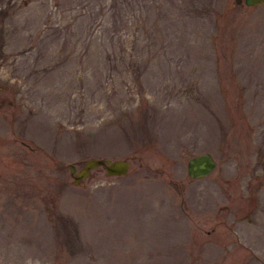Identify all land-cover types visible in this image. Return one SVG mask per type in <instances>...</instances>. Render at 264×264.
Here are the masks:
<instances>
[{
  "label": "rangeland",
  "instance_id": "obj_1",
  "mask_svg": "<svg viewBox=\"0 0 264 264\" xmlns=\"http://www.w3.org/2000/svg\"><path fill=\"white\" fill-rule=\"evenodd\" d=\"M56 263L264 264V3L0 0V264Z\"/></svg>",
  "mask_w": 264,
  "mask_h": 264
},
{
  "label": "water",
  "instance_id": "obj_2",
  "mask_svg": "<svg viewBox=\"0 0 264 264\" xmlns=\"http://www.w3.org/2000/svg\"><path fill=\"white\" fill-rule=\"evenodd\" d=\"M236 3L257 5L264 0H235ZM217 160L210 151H201L190 156L186 162L187 174L192 178H200L210 173L216 166ZM130 160L127 158H110L91 156L85 159L80 166L74 162L67 164L74 184H80L87 178L91 171L97 167H103L107 175H122L128 171Z\"/></svg>",
  "mask_w": 264,
  "mask_h": 264
},
{
  "label": "trees",
  "instance_id": "obj_3",
  "mask_svg": "<svg viewBox=\"0 0 264 264\" xmlns=\"http://www.w3.org/2000/svg\"><path fill=\"white\" fill-rule=\"evenodd\" d=\"M57 264V263H56Z\"/></svg>",
  "mask_w": 264,
  "mask_h": 264
}]
</instances>
